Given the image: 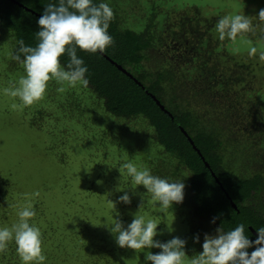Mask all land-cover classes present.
<instances>
[{
  "label": "trees",
  "instance_id": "trees-1",
  "mask_svg": "<svg viewBox=\"0 0 264 264\" xmlns=\"http://www.w3.org/2000/svg\"><path fill=\"white\" fill-rule=\"evenodd\" d=\"M198 1L192 0L191 6L183 5L174 9V13L163 11V6L173 9L177 0H141L133 7L124 0H93L96 5L107 3L113 10L108 29L113 44L102 54L77 48V56L88 68V86L77 84L71 88L78 90L73 91L64 87V101L59 105L56 94L60 93L57 91L60 85L50 80L46 90L52 112L42 108L31 114L29 122L33 129L43 132L46 122L47 127L53 125L48 130L57 139L48 147L54 150L55 174L58 165L63 168L70 159L74 162L71 155L76 150V141L87 140L89 152L80 175L58 172L65 182L61 191L67 188L70 192V203L67 197L65 204L76 208L87 205V214L80 218L83 226L88 218L98 216L88 207L98 203L95 197L112 201L116 206L118 196L124 192L130 197L137 194L132 189L136 186L120 169L122 163L131 160L136 165L144 162V167H137H146L153 175L185 183L188 193L184 196L187 197L184 208L188 211L183 214L186 222L182 223L188 225L190 236L199 237L201 248L205 234L216 235L217 228L229 231L243 224L244 234L254 241L256 230L264 227V176L259 172L244 176L233 172L247 169L254 147L262 150L256 158L260 161L264 158V87L260 85L264 83V68L257 69L258 61L254 63L251 58L243 63L241 58L228 54L230 39L221 40L215 29L217 20L231 15L228 9L238 2L208 0L207 4H197ZM58 2L0 0V53L4 41L10 47L5 58L9 69L24 73L19 68L21 63L12 59L17 41L23 39L26 45L35 47L37 19L48 4ZM250 21L254 29L255 22ZM240 35L251 37L247 32ZM164 40L169 41L164 47L166 55L160 50ZM60 62L62 65L69 62L67 53L60 57ZM85 94L87 99H83ZM85 112L87 120L81 117ZM140 139L147 146L136 148ZM234 149L243 150L246 159L239 170L232 164ZM256 158L254 161H258ZM65 173L70 178L66 179ZM182 174L187 175L186 180L177 179ZM8 182V179L0 181V195L6 193ZM4 196H0L3 203ZM34 197H38L41 209L45 210L43 195ZM213 217L215 223L211 222ZM47 220L41 214V222ZM54 234L53 238L57 236ZM254 250L255 247L247 249L249 253ZM197 251L200 253L202 249Z\"/></svg>",
  "mask_w": 264,
  "mask_h": 264
},
{
  "label": "rangeland",
  "instance_id": "rangeland-1",
  "mask_svg": "<svg viewBox=\"0 0 264 264\" xmlns=\"http://www.w3.org/2000/svg\"><path fill=\"white\" fill-rule=\"evenodd\" d=\"M127 1L131 7L141 3V0ZM127 1L124 0V3L128 4ZM180 1L177 0L173 9L168 5H164L163 11L171 10L176 13L175 10L181 8V6H191L190 4H192V0ZM236 2L238 3L230 6L228 13L232 15L237 12L236 14H244L249 18L252 17L253 19L250 20L255 22L256 27L254 29L251 28L247 32L251 37L239 34L235 40L230 39L227 52L236 59L241 58L243 63L248 61L247 58H251L254 63L258 61L257 69L264 68V60L261 59V62L259 61V57L264 55V20H260L257 17L259 11L264 9V0H236ZM207 3L208 0H199L197 2V4ZM161 38L164 39L165 37L161 36ZM166 43H169V41L166 40L164 46L160 48L163 55L167 54V49L164 48ZM3 46V52L0 53V181L8 179L10 183L8 182L7 190H5L6 193L2 192L1 194L6 195V197H3L4 203L0 200V205H2L0 207V227H10L17 222V212L31 201L36 215L30 223H34L40 229L42 253L46 256L45 264H87V261L94 260L99 261L97 264H144V251L157 253L160 250L155 248L142 250L119 248L115 243L114 236L106 228L114 222L113 217L119 218L126 226L128 223H131L133 214L137 213L144 215L147 219L154 220L158 224L157 231L159 235L154 237V239L165 242L175 236L186 241L185 251L189 256L186 259L187 264V260H190L193 255L197 254V250L202 249L199 243L193 242L194 237L188 234V225L182 223L186 222L183 219V214L186 213V210L188 211V209L184 208L187 197L183 199L182 203L173 204L169 210L163 211L162 215L157 202L152 200L151 194L146 193L143 186H137L138 188H135L137 194L130 197L131 202L138 200L135 201V204L130 203L125 205L118 203L114 209L110 201L97 200L95 197V202L98 203H91L88 207L93 208L98 216L88 218L84 226L83 223H80L81 215H84L85 212L87 214V211H85L87 205L76 208L73 205L65 204L64 201L67 197L68 200L66 201L70 203V192L67 188L61 191V186L65 182L64 178L61 177L63 175L58 174V172H69L75 176L80 175L82 162L85 163L87 161V153L89 152L87 144H85L87 140L81 139L76 141L77 151L75 150L71 155L74 158V162L72 163L70 159L63 168L62 165H58V172L55 174L53 172V165L55 163L54 150L48 147L49 144H52L57 139L56 135L53 134L52 136L48 130L53 125H48V128L46 122L44 131L42 132L33 129L29 122L31 114L39 109H50V112H52L53 108L48 100L49 91L47 92L46 90L44 96L30 106H23L18 98L5 95L3 89L10 87L11 83L17 81L24 73H16V71L9 69L6 64L7 59L5 58H8L10 47L4 41ZM161 58L163 59L164 57L161 56ZM19 68H23V65L21 64ZM258 85L255 87H260ZM260 85L264 87V83ZM64 87L71 91L74 89L78 90L77 88H71L67 84ZM63 96V92H60L58 95L56 94V100L59 105L64 101ZM86 96L87 94H85L83 99ZM14 103L17 104L16 108L11 107ZM55 111L54 109L53 112ZM81 117L83 120H87V113H83ZM140 140L136 141V148L147 146L148 143L146 144L143 140L140 142ZM253 149L251 152V155H253L252 159L250 158L251 161L248 163L247 169L243 171L239 167L243 164V160H246L245 156H242L243 150L234 149L232 164L237 170H240L239 172L233 170V172L243 174V176L259 172L264 176V158L261 157V161L256 158L257 154L262 150L260 151L255 147ZM254 158L258 161H254ZM143 163H139L136 166L144 167ZM69 173L64 174L66 179L70 178L71 175ZM164 178L169 179L168 177ZM177 179L186 180L187 175L182 174ZM71 187L74 188V185ZM76 189L79 188L76 187ZM35 192L43 195L42 199L45 202V210L41 209L37 200L38 197L32 195ZM187 193L188 188H184V196ZM23 197L24 199L22 200ZM41 214L43 218H48V220L41 222ZM87 226L91 228L88 231ZM205 226L209 227L207 224ZM214 229L213 227V232ZM55 232L57 236L53 238L52 235H55ZM60 244L64 245V247L61 248ZM0 264H22L13 241L8 242L4 251H0Z\"/></svg>",
  "mask_w": 264,
  "mask_h": 264
},
{
  "label": "clouds",
  "instance_id": "clouds-1",
  "mask_svg": "<svg viewBox=\"0 0 264 264\" xmlns=\"http://www.w3.org/2000/svg\"><path fill=\"white\" fill-rule=\"evenodd\" d=\"M264 20V9L257 15ZM113 19V10L109 4L98 5L93 0H59L58 4H48L37 19L39 31L36 32L38 43L28 46L24 40H18V48L12 59L23 65L24 75L3 89V93L18 98L23 106H30L45 94L48 82L54 80L65 91L64 85L74 87L79 84L88 86V72L83 59L77 56V48L90 53H103L113 44L109 34V24ZM215 29L221 40L226 37L235 40L239 34L251 29L248 16L225 15L216 22ZM255 51V49H253ZM67 53L69 62L62 65L60 57ZM260 59L264 60V55ZM16 108L17 104H12ZM133 185L143 186L151 194L153 201L163 212L173 204L182 203L185 185L182 180L172 181L153 175L148 168H138L131 160L120 165ZM120 169L119 172H120ZM135 187V188H136ZM132 188V189H135ZM123 191V189H118ZM33 196H38L35 192ZM115 209V203L110 201ZM116 203H131L127 192L118 196ZM36 212L31 203H27L18 212V220L10 227H0V251H4L9 241L16 245V252L22 264H45L46 256L42 253V238L39 227L30 223ZM106 228L114 236L119 248L132 250L159 249L157 253L144 251V264H186L189 257L185 251L186 241L179 237L161 242L154 239L159 235L158 224L144 215L133 214L131 223L125 224L114 218ZM216 218L213 217L212 223ZM257 231V238L251 241L245 233L243 224L234 229L223 231L216 229V235L205 234L202 251L193 255L187 264H264V227ZM194 243L199 237H194ZM255 247L249 253L247 249Z\"/></svg>",
  "mask_w": 264,
  "mask_h": 264
},
{
  "label": "water",
  "instance_id": "water-1",
  "mask_svg": "<svg viewBox=\"0 0 264 264\" xmlns=\"http://www.w3.org/2000/svg\"><path fill=\"white\" fill-rule=\"evenodd\" d=\"M11 2H13V1H11ZM14 3V2H13ZM117 69L118 70H121V68H119V67H117ZM124 74H126L125 73V71H122ZM150 96V95H149ZM153 100H155V98L154 97H152V96H150ZM155 104H156V106H158L159 107V109L162 111V112H164V113H167L165 110H164V108H163V106L162 105H160V103L158 102V101H156L155 100ZM181 130V133L187 138V135H186V133L182 130V129H180ZM187 141L190 143V145L191 146H193V143H192V141L189 139V138H187ZM198 154H199V152L194 148V147H192ZM205 166L208 168V165L205 163ZM213 177H214V175H213ZM215 178V177H214ZM216 180V182L218 183V180L217 179H215ZM219 184V183H218ZM219 186L221 187V185L219 184ZM230 205L232 206V208L233 209H235L236 210V206L235 205H233V203L232 202H230ZM250 230H251V228H250ZM252 232H253V234L256 236V233L252 230Z\"/></svg>",
  "mask_w": 264,
  "mask_h": 264
}]
</instances>
